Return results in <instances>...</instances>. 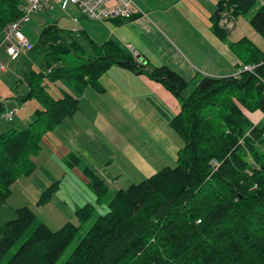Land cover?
I'll return each instance as SVG.
<instances>
[{
	"label": "trees",
	"instance_id": "16d2710c",
	"mask_svg": "<svg viewBox=\"0 0 264 264\" xmlns=\"http://www.w3.org/2000/svg\"><path fill=\"white\" fill-rule=\"evenodd\" d=\"M25 3L0 0V39ZM223 15L247 17L264 39V0H219L211 21L220 38ZM33 46L30 54L41 57V68L25 74L24 100L34 98L38 105L26 127L0 136V207L15 180L34 171L31 158L43 137L77 110L71 96L52 97L50 83H75L100 93V76L112 66L145 74L178 100L180 110L169 125L182 146L174 167L113 192L105 213L94 220V206L86 204L76 212L79 225L51 230L29 207L15 208V217L0 227V264H56L92 220L63 264H264V122L254 124L247 116L264 112L260 47L246 37L229 43L244 65L256 66L254 74L203 77L191 84L167 67L139 62L110 41L98 45L83 34L65 37L55 24L42 29ZM66 162L72 168L78 159L70 155ZM83 172L100 204L108 186L90 169Z\"/></svg>",
	"mask_w": 264,
	"mask_h": 264
},
{
	"label": "crops",
	"instance_id": "0c3cea01",
	"mask_svg": "<svg viewBox=\"0 0 264 264\" xmlns=\"http://www.w3.org/2000/svg\"><path fill=\"white\" fill-rule=\"evenodd\" d=\"M218 1L132 0L139 9L138 13L128 20L109 22L90 21L72 5L65 10L53 5L51 9L32 15L21 31L24 35L31 32L37 40L42 29L55 24L65 37L83 34L98 45L110 41L134 58L138 56L140 62L150 67H167L192 84L203 77L232 76L243 65L229 43L243 37L250 38L240 33L233 40L231 32L234 28L223 30V38L216 34L211 17ZM252 33L255 32L251 29L250 35ZM36 57L27 54L12 60L0 44V67H4V71L0 72L6 74L8 67L15 66L9 78L18 80L23 71L22 80L25 83L24 94L15 92L11 97H6L5 90L3 94L0 89L1 112L16 109L20 117V120L18 118L11 122L14 125L10 123L11 127L0 123V136L13 128L26 127L34 114L38 103L34 98H24L29 92L25 74L41 68L40 60ZM21 63L22 70L19 69ZM99 82L103 89L100 93L89 87L82 89L75 83L62 81L48 84L47 91L52 97L71 96L77 102V110L44 136L42 142L47 138L51 140L50 143L63 144V161L66 162L70 155L78 159V163L69 169H78L75 177L83 183L86 181L84 168L90 169L106 184L104 179L107 176L114 181H128L136 176L145 179L164 168L174 167L177 151L182 146V141L169 125L180 110L175 96L147 75L122 66L107 69ZM25 101L32 105L31 115L25 114L22 104ZM43 152L41 147L36 159ZM101 173L105 178L101 177ZM39 177L41 179L33 180L36 187L34 201L38 197L41 200L47 186L53 184H56L52 190L53 196L51 198L50 194L45 201H64L60 187L65 182H71L67 176L55 179L53 174L41 167ZM68 187L71 189L69 183Z\"/></svg>",
	"mask_w": 264,
	"mask_h": 264
},
{
	"label": "rangeland",
	"instance_id": "374dc122",
	"mask_svg": "<svg viewBox=\"0 0 264 264\" xmlns=\"http://www.w3.org/2000/svg\"><path fill=\"white\" fill-rule=\"evenodd\" d=\"M234 22L236 23V25L231 32L233 40H236L239 37V34L242 33L246 36H249V40L257 47H260L262 52L264 53V39L257 33H252L250 35L251 27L248 23L247 17H239L238 19H235ZM26 25H24L23 27H25ZM27 34L28 35H25L29 40H36L35 35H32L31 32H27ZM35 59H39V64H41L40 57H36ZM11 65H17V63H12ZM22 68L23 64L21 63L19 69L22 70ZM15 69V66L10 68L8 67L6 74L0 72V89L3 90V94L5 90L7 94L5 95L6 97H11L15 92L18 94H24L22 93L25 85L24 81L22 80V76L24 74L23 71L20 74V79L16 80L13 77L12 79L9 78L12 76V72H14ZM22 104L25 107V114L31 115V111L33 109L31 103L25 101ZM247 116L252 123L264 122V112L257 111L253 114H247ZM18 118L20 120L19 115L16 114L14 122L17 121ZM0 123L11 127L10 123L6 121L0 120ZM50 142L51 140H48L47 138L44 139L41 147L43 148V151H45V153L43 152V154H41L38 159H36L35 157L38 154L31 158V160L35 162L37 161L36 163L34 162L36 164L37 170L34 169L35 171H32L28 175L19 176L11 185V191L8 195L7 201L0 207V227L4 225L6 221L12 220L15 217L14 209L21 206L29 207L35 213L37 221L45 224L51 230H56L58 228L60 229L64 224H66V222L79 225L76 212L86 204H91L94 206V220L95 216L105 213V204L108 201L109 197L113 195V192L119 189H126L132 183L136 184L144 179L141 176H136L130 178L128 181H114V179H110L109 176L105 178V175L101 173V177L105 178L104 180L106 182V185L108 186L109 194H107V197L102 199L99 204L96 200V197L90 190V187L88 186V181H90V179L88 180V178L84 176V178H86L85 183L79 181L75 177L76 174L78 175L79 170H70L67 162L63 161V153L65 149L64 145ZM41 167H44L45 171L47 170L51 174H53L55 179H62L65 176L69 178L71 182H65L64 185L60 187V193L62 194V199L64 201L51 199H49L50 201H41L39 197L36 201L33 200V196L34 194H36V187L33 183V180L36 178L41 179V177H39ZM63 173L65 174V176L62 177ZM112 178H115V176L112 175ZM68 183L71 189L68 187ZM49 187L50 185L47 186L45 190H47ZM52 196L53 193H51V198ZM93 220L83 225L78 235L70 243L63 256L58 260L56 264H63L67 260ZM26 236L27 235H24L18 242V244L10 250V252L7 254L8 257L15 253L19 245L23 242V238H25ZM4 260L6 259L4 258Z\"/></svg>",
	"mask_w": 264,
	"mask_h": 264
},
{
	"label": "built area",
	"instance_id": "2783aa9c",
	"mask_svg": "<svg viewBox=\"0 0 264 264\" xmlns=\"http://www.w3.org/2000/svg\"><path fill=\"white\" fill-rule=\"evenodd\" d=\"M53 5L59 6L62 10H65L68 5H72L77 8L83 17L95 22L128 20L139 12L132 0H26L21 17L2 32L0 44L4 46L5 53L10 59H17L20 55H27L33 50L32 42L21 30L32 15L51 9ZM232 21L223 15L218 22V26L224 30L233 29L234 24ZM255 68V65H240L233 76H238L243 72L254 74ZM0 71H4V67H0ZM16 112V109L2 111L0 119L11 123Z\"/></svg>",
	"mask_w": 264,
	"mask_h": 264
},
{
	"label": "water",
	"instance_id": "95a60500",
	"mask_svg": "<svg viewBox=\"0 0 264 264\" xmlns=\"http://www.w3.org/2000/svg\"><path fill=\"white\" fill-rule=\"evenodd\" d=\"M137 59H139V57L137 56Z\"/></svg>",
	"mask_w": 264,
	"mask_h": 264
}]
</instances>
